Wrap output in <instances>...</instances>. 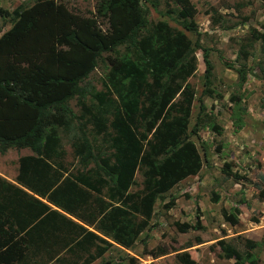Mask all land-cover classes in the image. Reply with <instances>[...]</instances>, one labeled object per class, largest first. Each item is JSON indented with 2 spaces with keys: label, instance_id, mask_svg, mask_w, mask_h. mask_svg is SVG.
I'll list each match as a JSON object with an SVG mask.
<instances>
[{
  "label": "trees",
  "instance_id": "obj_1",
  "mask_svg": "<svg viewBox=\"0 0 264 264\" xmlns=\"http://www.w3.org/2000/svg\"><path fill=\"white\" fill-rule=\"evenodd\" d=\"M141 1L157 2L95 0L90 16L58 0L0 9L12 17L0 34V154L31 152L17 158L14 181L0 176V264H90L111 243L129 248L148 226L156 199L199 171L205 151L199 153L190 136L199 123L189 126L194 91L187 79L201 49V95L210 96L208 51L165 21L149 23ZM173 1L181 27L196 34L193 5ZM99 61L106 70L95 89L83 80ZM238 72L243 82L245 72ZM59 131L71 140L75 172L62 164ZM99 135L106 152L94 144ZM221 170L225 178H240ZM136 172L140 186L131 190ZM258 192L264 200V190ZM226 220L237 221L234 215ZM244 245L256 243L245 238ZM221 250L242 264L233 245ZM176 259L197 264L186 252Z\"/></svg>",
  "mask_w": 264,
  "mask_h": 264
},
{
  "label": "rangeland",
  "instance_id": "obj_2",
  "mask_svg": "<svg viewBox=\"0 0 264 264\" xmlns=\"http://www.w3.org/2000/svg\"><path fill=\"white\" fill-rule=\"evenodd\" d=\"M58 1L71 12L83 16L94 14L95 0ZM156 1L155 6L141 1L149 23L165 21L208 51L210 96L201 95V49L195 51L196 68L187 79L194 91L189 126L199 123L197 132L190 136L199 153L204 147L205 158L195 175L170 188L163 200L156 199L148 226L129 248L111 243L103 256L90 264H99L101 259L110 264H179L176 259L179 252H186L197 264H238L222 256L221 247L225 243L242 253V264H249L250 259L255 264H264V200L259 199L258 192L264 190V41L261 37L264 0H189L195 9L196 34L181 27L176 2ZM30 4L31 0H0V9L10 12L17 5ZM11 22V16L0 15V34ZM99 25L103 27V22ZM242 69L243 82L238 74ZM105 70L104 62L99 61L83 83L100 89ZM197 98L204 105L201 114ZM85 102L89 103L90 99L87 97ZM68 104L77 114L75 100L70 99ZM59 136L64 151L62 164L75 172L79 165L71 140L62 131ZM94 144L104 152L108 150V143L101 135ZM30 153L27 148H9L0 154V176L14 181L17 158ZM223 168L236 172L240 178H225ZM140 180L136 172L131 190L140 186ZM170 197L174 198L173 204L162 208V203ZM228 215L236 217L235 224L226 220ZM175 223L184 224L185 229L181 230ZM245 238L256 246L247 248Z\"/></svg>",
  "mask_w": 264,
  "mask_h": 264
}]
</instances>
